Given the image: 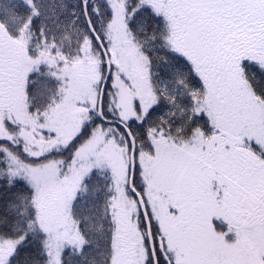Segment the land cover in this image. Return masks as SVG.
I'll list each match as a JSON object with an SVG mask.
<instances>
[{
    "label": "snow or ice",
    "instance_id": "obj_1",
    "mask_svg": "<svg viewBox=\"0 0 264 264\" xmlns=\"http://www.w3.org/2000/svg\"><path fill=\"white\" fill-rule=\"evenodd\" d=\"M0 264H264V0H0Z\"/></svg>",
    "mask_w": 264,
    "mask_h": 264
}]
</instances>
